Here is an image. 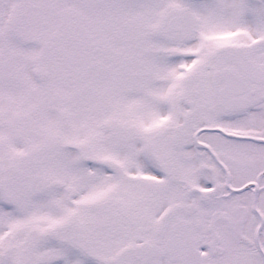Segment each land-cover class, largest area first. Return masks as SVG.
<instances>
[{"label":"snow or ice","instance_id":"obj_1","mask_svg":"<svg viewBox=\"0 0 264 264\" xmlns=\"http://www.w3.org/2000/svg\"><path fill=\"white\" fill-rule=\"evenodd\" d=\"M0 264H264V0H0Z\"/></svg>","mask_w":264,"mask_h":264}]
</instances>
